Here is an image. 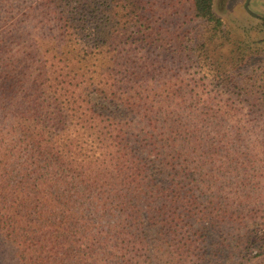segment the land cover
<instances>
[{"label":"trees","instance_id":"obj_1","mask_svg":"<svg viewBox=\"0 0 264 264\" xmlns=\"http://www.w3.org/2000/svg\"><path fill=\"white\" fill-rule=\"evenodd\" d=\"M163 2L0 0V264H157L154 251L161 264H260L263 237L227 199L237 190L211 184L223 109L198 112L190 81L159 80L148 54L192 50L208 81L238 82L206 54L205 32L227 33L216 0H184L175 24ZM242 85L264 113V67Z\"/></svg>","mask_w":264,"mask_h":264},{"label":"rangeland","instance_id":"obj_2","mask_svg":"<svg viewBox=\"0 0 264 264\" xmlns=\"http://www.w3.org/2000/svg\"><path fill=\"white\" fill-rule=\"evenodd\" d=\"M165 1L160 16L168 17L172 23L178 21L181 23L187 8L184 0ZM247 2L248 0H216V13L222 18L223 29L227 33L219 34L222 37L214 36L212 42L205 32L209 46L206 54L214 60L218 58L224 60L226 69L236 73L234 76L238 82L222 86L216 81H208L205 77L206 67L201 65L197 53V56L194 55L192 50L180 53L176 50L177 46L171 47L173 50L166 46V49L151 50L148 54L150 53L154 61H158L159 69L162 68L161 72L158 71L159 80L172 79L177 83L178 80L186 78L190 81V85L184 84L185 91L188 94L187 98L194 101V106L200 109L198 112L204 110L203 108H210L212 114L219 108L223 109L220 112L223 125L217 136L214 130L215 117L210 119L213 122L207 127L214 130L208 135V140H211L205 147L216 153L212 157L215 168L212 172L218 179L217 184L214 179L211 180V184L232 186L233 191L237 190V194H232V197L227 199L233 200L234 204L242 203L241 211L246 215L243 230L245 227H255L257 236L263 237L250 251L256 254L255 259L260 264H264V113L253 104L254 102L246 98L242 85L253 72L258 73V69L264 67V0L249 1V9L260 17L253 16L245 8ZM206 26L203 21L192 22L189 26L192 34L189 37L197 36L204 29L207 31ZM6 27L10 29L4 27L3 31L13 33L17 29L10 23L6 24ZM167 29H173L171 22ZM197 39H200L199 35ZM215 46L216 49L213 50ZM206 54L204 52V57ZM240 56L248 60L243 61L241 67L232 70L230 67L233 57L238 59ZM173 88L176 89V86ZM248 195L254 200L250 205L246 200ZM146 231L149 239L153 241L155 231L149 226ZM158 254L154 251L152 257L155 263L161 264L158 262Z\"/></svg>","mask_w":264,"mask_h":264},{"label":"water","instance_id":"obj_3","mask_svg":"<svg viewBox=\"0 0 264 264\" xmlns=\"http://www.w3.org/2000/svg\"><path fill=\"white\" fill-rule=\"evenodd\" d=\"M249 1H250V0H248V2H247V4H246L245 8H246L247 10H249L250 13H251L253 16H255V17H260L258 14L252 12V11L249 9Z\"/></svg>","mask_w":264,"mask_h":264},{"label":"flooded vegetation","instance_id":"obj_4","mask_svg":"<svg viewBox=\"0 0 264 264\" xmlns=\"http://www.w3.org/2000/svg\"><path fill=\"white\" fill-rule=\"evenodd\" d=\"M260 16V15H259Z\"/></svg>","mask_w":264,"mask_h":264}]
</instances>
